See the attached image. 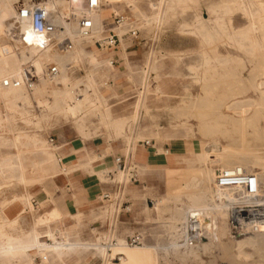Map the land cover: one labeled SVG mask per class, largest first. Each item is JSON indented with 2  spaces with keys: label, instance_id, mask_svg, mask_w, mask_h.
Wrapping results in <instances>:
<instances>
[{
  "label": "rangeland",
  "instance_id": "1",
  "mask_svg": "<svg viewBox=\"0 0 264 264\" xmlns=\"http://www.w3.org/2000/svg\"><path fill=\"white\" fill-rule=\"evenodd\" d=\"M226 1L181 0L176 6L177 8L168 11L167 17L163 19L164 21L162 20L158 23L154 21H151V23L138 22L139 18L131 14L123 2L122 4H115L113 9L106 6L105 3H101L100 6L103 5L101 8L104 11L102 13L104 14L105 27L102 33H105L108 28L111 29V27L115 26L112 23L113 12L125 13L126 17H128L127 20L132 21L133 24L137 26L135 36H130L127 33L122 34V43L119 41L118 44L112 48L94 45L92 41L85 43V47L92 48L101 55L105 54L106 56H110L109 58H113L114 61L112 66L117 67V69L119 68L116 76L104 74L99 77V80L104 83L100 89L103 100L105 99L103 102L104 110L96 109L87 117H80L73 120L57 114L55 112L56 110L52 108L47 113L39 116L38 121H34L32 114L28 111L26 112L24 110L23 113H20L22 111V106L20 107V104L16 103H18L21 97L18 95H0V113L2 114V112H5L2 114V123L0 122V156L2 157L15 155L16 150L10 143V138L11 136L13 137L19 134L29 141L39 140L48 144L50 148L55 149L54 153L57 157L60 156V151L56 143L71 138H80L82 141H85L96 137L98 139H107L111 144L122 143L121 146L126 145V150H128L127 147L133 150L134 158L136 143L146 138L149 140V143L155 144L156 147L153 148L155 153L165 155L164 157L170 159V166L151 169L149 166L142 164L140 167L141 171L136 168V179L127 183L124 187V192L127 194L125 196L128 197L130 201V209L128 212L120 213L119 217L115 219V223H113V234L116 237H123L124 234L136 230L140 232L143 231V241L141 244H130V247L127 244V248L133 252L134 258L137 259V256L140 254L141 258L138 264H168L166 261L175 260L178 250L179 252L185 250V248L177 247L178 249L175 250L176 253L174 254L164 251H160L157 254L149 249L146 244L155 243V239L161 244H168L171 240L167 232L166 222L169 220V217L176 212V209L180 210L179 208L182 209L187 203L189 204L191 198L188 196V193L191 189L187 188L186 185L198 182V188L202 193L205 192L207 196H211L210 202L212 203L223 201L222 199L229 197L227 195H232V193H230V191L232 192L230 185L229 187L227 185H219L215 180V167H226L229 166V163L233 165L237 160L235 164H243L242 166H244L246 170L254 172L259 182L258 185H260V189H255V191L258 190L257 193L264 199V162L262 163L264 157V143H261L264 139L263 141H261L262 138H260V140L259 138L254 140V137L252 138V136H249V138L251 137L252 139H249V141L253 143H249L248 147L250 148L247 150L248 153L246 152L247 155L241 158L237 154L238 150L235 151L234 148L227 144V139H229V133L227 131L234 125H230L227 121L228 119L224 117L226 115L232 116L233 114H238L231 112L227 108L232 97L236 99V97L256 96L255 86L260 75V78L264 80V73L261 74L260 69H257V65L258 67H264V61L261 60L262 64L260 66L257 61L261 59L259 57L261 52L250 51L241 44L237 32L246 25L244 24L245 19L236 12L234 0H232L233 3L231 0ZM225 2L226 4H224ZM254 2L258 4L261 11H264V0H254ZM136 3L143 13H149L150 8L148 6V0H137ZM212 10H217L216 18H213L209 24L207 23L208 26L206 28L195 30V15L198 14L203 17L202 19H207L213 16ZM231 15L232 18H230ZM230 19H232V21H230ZM227 28L231 33L227 32ZM237 29L239 30L236 32ZM233 35L234 38H230ZM262 43L264 44V40H262ZM227 45L230 46V49H228ZM118 49L123 53V56L119 55L117 52L111 54L112 50ZM262 51L264 52V47ZM10 53L11 50L0 48V56L9 58ZM146 59L150 60V67L144 66L147 61ZM256 62L258 64H256ZM86 66V62L83 61L78 64H68L66 67H59L60 73L57 77H55L54 80H48L46 82L52 83V87L49 89L40 88L39 86L45 83L37 81V83L28 90H37L40 91L41 94L35 96L30 94L25 97L30 100L42 99L44 100L42 104L48 106L54 105V102H52L54 99L49 94L43 93H47L45 92L47 90L70 91L77 85L73 82L80 79L82 75L89 71ZM143 68L145 70L148 69L149 72L148 84L146 87L143 85L140 86L142 84L141 76L144 71ZM40 69L41 67H38L36 71ZM158 75H160V78H157ZM245 79L247 80L244 81ZM156 86H158L160 90L156 91ZM252 86L254 89L251 88ZM9 88L13 89L11 86L6 87V89ZM240 90L245 91V94L235 95L241 93ZM16 92H18V90H16L15 93ZM200 99L205 102L203 103L204 105L201 104L202 102ZM11 100H16L15 106L12 109L9 108L10 110L4 108V101L12 103ZM136 102L138 104H136ZM198 103L200 104L199 106ZM6 105L9 107V105L13 104L6 103ZM256 106H259V101H257V104L253 107V110L249 109L250 111L248 110L245 115H255L254 110ZM48 108L49 107H46V110H48ZM14 110H16V113H11ZM31 110L33 113L36 112L34 107H31ZM14 114H16L15 117ZM20 114H23L21 118L25 120V123L21 121ZM218 115L220 117H218ZM220 118L226 123L223 122L221 124L222 120H220ZM27 122L32 123L28 124ZM256 124L263 126L264 121L259 120ZM235 127L240 129L239 126ZM246 127L245 129L247 131L252 132L253 127L250 125ZM211 129L221 130L222 132L211 133ZM47 136H52V144L47 142ZM239 136L243 137L240 133L238 137ZM173 140L179 141V153L171 152L173 149L171 142ZM213 141L220 142L221 152L214 157L205 158L198 156L206 153L201 143H206L205 145H208ZM200 145H202L201 149L197 151V147ZM226 147L228 151L224 149ZM250 153L253 154L255 160L252 159L253 156L250 155ZM258 154L261 157H259ZM25 155L30 156V160H32V153L27 151ZM257 156L259 158H257ZM133 158L129 157L128 162L135 164ZM26 168L30 170L28 165ZM30 176L32 180L24 184L15 181L4 184L0 183V199L8 197L13 193H26L32 204V209L25 208L19 213L17 223L12 228L8 229L13 233L29 229L33 219L47 210L46 204L40 202L39 198L47 195L46 197L49 198L52 203L56 204V200L51 198V193L56 187L53 181L54 178L48 176L40 182L43 176L36 177V174L33 173H31ZM114 176L119 178V176ZM33 177L39 178L40 180H33ZM99 178H102L101 175H99ZM12 179L13 177H10L9 180ZM45 189L49 190V192H45ZM222 191L223 193H221ZM225 191L229 192L226 193ZM9 201L11 200H5L3 206ZM35 201L36 203H34ZM143 203L146 208L142 207ZM224 203H226V199ZM178 204H180V206ZM95 211L96 212L92 213V216L90 215L88 217L83 212H80L77 220V228L70 232L73 234L71 239L79 238L81 240H91L99 244L100 240H105L106 237L109 236L108 234L110 231L105 230L103 217H109L108 221H112V206L103 207L100 208V210L97 207ZM95 215H98L96 218L101 220L102 225L97 228H90L89 234L82 235L84 227H91V225L87 226V223L91 221L92 218H95ZM74 219L75 218L72 217L68 222L65 220V223H73ZM1 223L7 224L2 222V219ZM50 226L58 227L60 230L64 227L62 225L60 226L58 222L50 223ZM95 231H97V233L94 234L93 232ZM227 231L231 236L242 237V233H238L240 231L235 232L229 229ZM91 233H93L92 236ZM243 234L248 235V233ZM55 235L59 236L57 233ZM41 238L45 239L43 236ZM228 238L229 237H224L223 240L229 241L227 240ZM45 241L51 240L47 238ZM139 247H143L140 253L135 249ZM260 247V244H257L251 248L253 249V251L251 250L253 260L258 258L255 250ZM246 249L250 250L249 248ZM188 250L189 249H186L185 251ZM216 250L217 249L211 251V253H201L199 255L201 264H225L220 258L218 259V254L215 255V253H217ZM80 251L85 252L79 255L77 261L67 264H99L100 261L103 263L102 256L98 254L95 249H91V251L94 252L93 254L86 252L88 250L84 249ZM107 254L106 259L109 257L107 260L111 261V264H123V259H127V251L122 249H109ZM118 256H121L122 259L118 260ZM252 259L250 260L252 261ZM34 261L38 263L40 257L35 255ZM217 261L220 262L218 263Z\"/></svg>",
  "mask_w": 264,
  "mask_h": 264
},
{
  "label": "bare ground",
  "instance_id": "2",
  "mask_svg": "<svg viewBox=\"0 0 264 264\" xmlns=\"http://www.w3.org/2000/svg\"><path fill=\"white\" fill-rule=\"evenodd\" d=\"M12 1L13 0H0V26L2 24V20L5 19L7 16H9L13 11ZM100 1L102 4L105 3L106 6H109L111 9H113L115 7V4H118V3L122 4V2H123V3H125L127 9H129V12L131 14H133L135 17L139 18L138 22H140V23H145V22L149 23L150 22L151 23V21L152 22L154 21V22L158 23L159 21L161 22L165 17H167L168 11H170L172 9L174 10L175 8H177L176 6L179 4V2L181 0H148V6L150 8L149 13H143L138 8V5L136 3L137 0H100ZM231 1H229V2H231ZM226 2L224 4H226ZM234 2H235L236 12H238L239 15L244 17V19H245L244 24H246L244 27H242L240 29L239 32H237L239 29L236 30L238 37L240 38L241 44L243 46H245V48H248L250 51H257L258 53L261 52L260 56H259L261 59L256 58V59H258L257 62H259L260 66H261L262 61H264V52L262 51V49L264 47V44L262 43V40H264V11L260 10V7L258 6L257 3L254 2V0H234ZM232 3H233V1H232ZM102 6H100L98 8V10L92 16V19L94 22V27H95L94 28V34L95 35H100L102 33V31H104V28H105L104 27V14L102 13L104 11L101 8ZM211 12H212L213 16L209 17L207 19H202L203 17L199 16L198 14L195 15V18H196L195 26H194L195 30H199L200 28L201 29L206 28L208 26L207 23L209 24L213 18H216L217 10H214V11L212 10ZM64 13H65V8L63 6L61 8V14H64ZM230 18H232V15ZM127 19H128V17H126V19L122 23H120L119 25H115V26L111 27V29L118 34L120 43H122L121 35L126 28V24L133 23L132 21H129ZM230 21H232V19H230ZM66 27H67V31H68L69 35L74 38V34H73L74 23L69 22L66 25ZM227 32L231 33V31H229L228 28H227ZM232 32H235V31H232ZM230 38H234V35ZM90 41H92V40L91 39L78 40L77 38H74L73 48L67 52H64V53L37 52L34 48H29V51L31 53L37 54L36 59L34 61L36 69L38 67H42L41 62L43 60H46V59L55 61L59 65V67H66L68 64L74 65V64H78L79 62H83V61L86 62V64H87L86 67H91V68H89L88 72H86L84 75H82V77L80 79H77V81H75V84H77V85H75V87L72 88L70 91H65V92L63 91L62 92L59 90H55V91H49L47 93H43V94H49L54 99L52 101V102H54V105L48 106V105L42 104V102L44 101L42 99L30 100V99L26 98L25 96H28L30 94H33L34 96L40 95L41 92L37 91V90H35V91L28 90V89H25L21 86H17V87L11 86L13 89H11V88L6 89V87H9V86H5V87L0 86V95L1 94L2 95H9V96L18 95L19 97H21L20 100L18 101V103H16V104H20V107L22 106V108H21L22 111L20 113H23L24 110L26 112L28 111L29 113L32 114L34 121H38L39 116L43 115L44 113H47L52 108L54 110H56L55 112L57 114L63 115L65 117H68L69 119H73V120L78 119L80 117H87L90 113H93L94 110H96V109L104 110L103 109L104 108L103 102L105 99L103 100V96L101 94L102 92L100 93V91H101L100 89L104 85V83H102L99 80V77L104 75V74L105 75H107V74L115 75V74L113 72L112 63H109V57L110 56H108V55L106 56L105 54L101 55L96 50H94L92 48L85 47V43L90 42ZM227 47H228V49H230L229 45H227ZM6 49H8V48H6ZM257 62H256V64H258ZM144 66L145 67L151 66L149 59L145 62ZM18 69H19V57L16 56L15 54H13L12 51L10 53L9 58L0 56V77L4 76V75H8V74H15ZM257 69L258 70L260 69L261 74L264 73V72H262V71H264V67H262V66L258 67V65H257ZM143 70L144 71H143V74L141 76L142 77L141 86L143 85L144 87H146L148 84V79H147L148 69L145 70L143 68ZM255 71H256V69H255ZM253 77H254V75H253ZM260 77H261V75H260ZM260 77H259V80H258L256 86H255V93L256 94L255 93L254 94L256 96H254V97H251V96L236 97L235 96L236 99H234V97H232V99L229 101V103L227 102L228 103V106H227L228 110H230L233 113H238L237 115L233 114L232 116H230V115L224 116V117H226V119H228L227 121H228V123H230V125L231 124L234 125L231 129H229V130L227 129L228 130L227 132L229 133V134L227 133L228 138H229V139H227V142H228L227 144H228V146L230 145L232 148H234L235 151L238 150L237 154L241 158L244 155L245 156L247 155V153H248L247 150L250 148V147H248V145L252 141H249V139H251V137L249 138V136H252V138L254 137V140L256 138H259V140H260V138H262L261 141H263V139H264V125L263 126L258 125L259 123L256 124L257 122H259V120L264 121V80H262ZM157 78H160V75H158ZM246 80L247 79H245L244 81H246ZM38 81L46 83L48 81V79L40 78ZM251 88H253V86ZM155 89H156V91L160 90L158 86H156ZM16 90H18V92L15 93ZM140 91H142V90H140ZM140 91H139V93H140ZM240 91H241V93L235 94V95L238 96L241 94H245V91H242V90H240ZM252 91H254V90H252ZM200 101L202 102L201 104L205 103L202 101V99H200ZM257 101H259V106L255 107L256 108L254 110L255 115H250V114L245 115L249 109L253 110V107L257 104ZM15 102H16V100L12 101V103H8L7 101H4V105H5L4 108H6L8 110L12 109L15 106ZM6 103L7 104H13V105H9V107H7ZM30 103H32V104H30ZM136 104H138V103L136 102ZM199 105L200 104L198 103V106ZM31 107L35 108V110H36L35 113L32 112ZM46 107H49L48 110H46ZM4 113L2 112V114H4ZM11 113H16V110H14ZM212 113H214V112H212ZM2 114L0 113V122L2 121L1 120ZM15 115L16 114H14V117H15ZM20 115H21L20 116V118H21L23 114H20ZM215 115H217V114H215ZM218 117H220V116L218 115ZM208 118L211 119L210 117H208ZM205 119H206V117H205ZM226 119H225V121H226ZM8 120H9V118H8ZM217 120H218V118H217ZM220 120H222L221 121V124H222L224 121L222 118H220ZM21 121H23L25 123V120H23V118H21ZM218 122H220V121H218ZM27 123L31 124L32 122H27ZM224 123H226V122H224ZM247 125H250L251 127H253L252 132L251 131L249 132L246 130ZM235 126H239L240 129H237L238 127L236 128ZM245 127H246V129H245ZM248 128H250V127H248ZM218 129H219V127H218ZM211 130H212L211 133H214V132L218 133L221 131V130H213V129H211ZM239 133L241 135H243V137H240V136L238 137ZM259 140H258V143H259ZM10 143L13 145L16 152H15V155L13 157H10L8 159H4V161L0 162V181H2V179H5L3 181H9L10 177H15L17 180L25 182L31 177L30 176L31 173L36 174V177H39V176L42 177L49 172L66 173L68 171V168L63 167L62 164L60 163L58 157L55 155V153H54L55 149L50 148V146L48 144L44 143L43 141H39V140L29 141L26 138H24V136L18 134L17 136H13V137L11 136ZM261 143H264V141ZM128 144H129V142H128ZM201 144H203V148L206 151V153L200 154L198 156H202L205 158L214 157L215 155H217L222 150L221 146L219 145L220 142H218V141H213L211 144L209 143L208 145H205L206 143L205 144L201 143ZM254 145H256V144H254ZM201 146L202 145L197 147V151L201 149ZM51 147H53V146H51ZM259 147H261V146H259ZM125 148H126V146H125ZM255 148H257V147H255ZM127 149H129V148L127 147ZM224 149H227V151H228L227 147ZM27 151L32 153V156H33L32 160H30V156L25 155V152H27ZM257 152H258V150H257ZM250 155L253 156L252 153H250ZM258 156L261 157L259 154H258ZM258 156H257V158H259ZM183 157H185V156H183ZM230 157H232V156H230ZM249 157H251V156H249ZM254 158L255 157L253 156L252 159L255 160ZM92 159H94V156L89 157V161L86 163V165L87 164L90 165L92 172L99 176V175H101L102 171L106 170V169L103 167L98 168V169L92 167V165H91ZM262 160L261 161L263 163L264 157ZM236 162H237V160H236ZM236 162H234V164ZM256 162H257V160H256ZM27 165L30 167V170H27V168H26ZM229 165H230V163H229ZM122 174L123 173L121 170H117L116 172H114V175L119 176V177ZM10 181H12V180H10ZM197 183L198 182L186 185L187 188L191 189V190H189V193H188V196H190V198H191V200L189 199L190 200L189 204L187 203V205L185 207H182V209L179 208L180 210H177L175 208L176 212L173 215H171V217H169V220L166 222L167 223L166 227L168 229L167 232L169 233V236L171 239L168 242V244H161L157 241V239H155V243L149 244V245L146 244V246H148L149 249H151L153 252H155L157 254L160 251L173 253V254L176 253L175 250H177L178 248H177V245L174 241L175 233H176L178 227L180 226V224L183 222L185 214L188 211V209H190L191 207H196V208L201 209V211L206 216L215 218L216 230L213 234H207L205 237L206 239L200 240L195 247L189 249L188 251H185L186 250L185 249L182 252H179V250H178V253H180V254H178V253L176 254L175 260H170V261L167 260L166 262H168V264H201V261H200L201 259H200L199 255L201 253H205V252L211 253V251H213L215 249H217L216 250L217 253H215V255L218 254L217 255L218 259L220 258V260L222 262H224L225 264H264V223L258 224L257 227L254 229H248V230H244L242 232L241 231L238 232V233H242V237H240V238L237 236L229 235L228 231H227L228 230L227 225H226L227 203H224V200L226 199V197H225V199H222L223 201H218L216 203H212V202H210L211 196L210 197H209V195L207 196V194L204 191H203L204 193H202L201 190L198 188L199 184H197ZM225 192L228 193L229 191L228 192L225 191ZM221 193H223V191ZM230 193H232V192L230 191ZM221 195H223V194H221ZM227 196H229L227 198L233 199L232 197L234 195L232 193V195H227ZM216 197H218V196H216ZM188 198H186V199H188ZM234 198L236 199V197H234ZM238 200L240 201L241 199L239 198ZM13 201L14 200H11V201L5 203L3 208L8 209V207H10L12 205ZM226 202H227V200H226ZM24 204L28 205V207L30 209H32L30 202H26ZM178 205L180 206V204H178ZM144 208H146V207L144 206ZM56 214L57 213H55V212L49 213L47 217L45 216V218L41 219L40 221L50 219L52 216H55ZM1 219H2V222L7 223V224H13L15 222L13 215L8 216L7 213H4L1 216ZM33 231H35V230H33ZM70 232H68L66 234L67 235L66 240H68L69 242L67 241L68 243H66L67 245H65L64 252H63V256L67 257L69 260L76 257L79 254V251L81 249H83L84 247H88V248L94 247V249L97 251V253L102 256L101 258H103V260H102L103 263L101 262L102 264H111V261L107 260L109 257L106 259L107 255H108L107 252L109 249H112V250L122 249V250L127 251V259H125V260L123 259V264H138L140 262L141 257H140L139 253H140V251L143 250V247L135 248V249H137V251H139V253H138L139 255L137 256V259L134 258L133 254H132L133 252L131 250H129V248H127V244H123V242H121L122 236L117 237L118 241H119L118 244L112 245L109 247V249L106 250L103 248V246L98 245L97 243H95L91 240L84 242L85 240L81 241V239H79V238L71 239L69 237ZM243 233H246V234L248 233V235H245ZM33 234L34 235H33L32 239L30 237V234H27L25 237L20 239V240H22L23 245H30L31 243L38 242V240L36 238V235H38V234H36L34 232H33ZM13 237L7 236V241H13V239H12ZM224 237H229L227 239L229 241H224L223 240ZM54 244H56V243H54ZM257 244H260L261 247L259 249L255 250V253L257 254L258 258L256 260L255 259L253 260L252 259L253 249H251V248ZM34 245H36V244H34ZM11 246H12V244H11ZM37 246H38V244H37ZM42 246H44V244ZM30 247H32V245L29 247H26V248L23 247L21 250L22 256H24L28 259V264H32L31 256L29 255V253L32 250V248H30ZM15 248H17V247H15ZM18 248H19V246H18ZM246 248H249L250 250H248ZM45 249L46 248H44V251H45ZM1 250H3V247ZM52 251L54 252V253L53 252L52 253L57 255V256L62 255L61 251L57 252V250L55 248H53ZM46 253H44V254H46ZM117 259L118 260L122 259V257L118 256ZM250 259H252L253 262ZM60 260H61V257H60ZM210 261H212V260H210Z\"/></svg>",
  "mask_w": 264,
  "mask_h": 264
},
{
  "label": "built area",
  "instance_id": "3",
  "mask_svg": "<svg viewBox=\"0 0 264 264\" xmlns=\"http://www.w3.org/2000/svg\"><path fill=\"white\" fill-rule=\"evenodd\" d=\"M100 5V0H13V11L2 20L0 26V48H8L19 57V69L15 74L1 76L0 86H21L31 89L40 78L53 80L57 77L60 73L59 65L49 59L43 60L41 69L36 71L34 61L37 54L31 53L29 48H34L37 52L64 53L73 48L74 38L78 40L91 39L94 45L107 48L117 45L118 34L109 28L105 33L94 34L95 27L92 16ZM63 6L65 13L61 14ZM125 19L126 15L123 12H113L112 14L114 25H119ZM69 22L74 23V38L67 31L66 25ZM136 32L137 26L128 23L122 34L127 33L130 36H135ZM113 61V58H109V63H113ZM140 141L144 144L149 143L146 138ZM47 142L53 143L52 136H47ZM127 156V153L126 155H114V168L103 170L101 173L102 180L109 183L111 187L103 190L100 197L105 200V203L113 201L112 208H117L118 212L129 210V203L125 198L123 188L127 183L134 181L137 175L136 166L134 163L128 162ZM58 159L60 158L58 157ZM117 169L123 173L119 178L114 176ZM214 170V178L217 183L228 187L230 185L234 195L233 199L226 198L228 229L238 232L254 229L258 224L264 223V199L257 193L260 185H258L259 182L254 172L246 170L239 164L215 167ZM255 189H258L257 192ZM107 206H112V203ZM112 221H107L109 236L105 240H100L98 244L106 250L119 243L118 238L113 234ZM215 230V218L206 216L199 208L191 207L178 227L174 241L178 248L191 249L200 240L205 239L207 234H213ZM142 241V232L136 230L125 234L121 242L135 245L141 244Z\"/></svg>",
  "mask_w": 264,
  "mask_h": 264
},
{
  "label": "crops",
  "instance_id": "4",
  "mask_svg": "<svg viewBox=\"0 0 264 264\" xmlns=\"http://www.w3.org/2000/svg\"><path fill=\"white\" fill-rule=\"evenodd\" d=\"M114 52H117L119 55L123 56V53L119 49L112 50L111 54ZM89 68L91 67H88V69ZM113 68H114V74L116 76L119 68L118 69L117 67H113ZM73 83H75V81ZM52 86H53L52 83H45L39 87L49 89ZM49 91L47 90L45 92H49ZM171 143H172L171 145L173 146L171 152L179 153V141L177 142L176 140H173ZM121 144L122 143L111 144L107 139H102V138L98 139L96 137H93L90 140H85V141H82V139L80 138H71L56 143L60 151L59 161L63 167L68 168V171L66 173L49 172L46 175H44L41 180L39 178L33 177V180H40V182H42V180H44L48 176L54 178L53 181L56 187L53 189L51 193V198L56 200V204L52 203L50 199L46 197L47 195H44L43 197L39 198L40 202L42 203L44 202L46 204L45 206L47 207V210H45L42 214L37 215L33 219V222L29 227V229L25 231H20L18 233H13L10 232L8 229L12 228L17 223L19 218V213H21L25 208L30 209L28 205L24 204L26 202H30L29 196L26 195V193H13L8 197H3L0 199V217L4 213H7L9 216L13 215V218L15 220L13 224H3L1 223V219H0V264H28V259L22 256L21 250L23 247L26 248L31 245L32 247L30 248H32V250L29 253V255L31 256L32 264L36 263L34 261L35 255H38L40 257V261L36 264H67L69 262L77 261L79 259V255L85 251L83 252L79 251V254L70 260L67 257L63 256V252L65 245H67L66 243L69 242L68 240H66L67 238L66 234L77 228V220L80 212H83L88 217L90 215L92 216L93 215L92 213L96 212L95 210L97 209V207L100 210V208L107 206L109 203H112V207L114 206L113 201L105 203V200L100 197V193L103 190H107L111 187L110 184L102 180V178L100 179L98 175L94 174L92 172L91 166L88 164L86 165V163L89 161V157L94 156V159H92L91 161L92 167L96 169L102 167L105 169L107 168L112 169L114 167V162H113L114 155L117 154L126 155V153L128 152L127 158L129 157L133 158V150L132 149L126 150L125 148L126 145L121 146ZM155 147L156 146L155 144L153 145V143H148V144H144L142 142L136 143L133 159L135 160L134 165L138 170L141 171L140 167L142 166V164L149 166L151 169L155 167H165L171 165L170 159L164 157L165 155H160L159 153L157 154L153 151V148ZM10 157L13 156H6V157L0 156V162ZM3 180L5 179H2V181H0L1 184L9 183L10 181V180L9 181H3ZM30 180H32V178H29L25 182L17 180L15 177H13L12 179V181L19 182L21 184L27 183ZM45 192L48 193L49 190L45 189ZM123 192H124V188H123ZM125 195L127 194L125 193ZM125 198L127 199L130 205L129 198L126 196ZM5 200H14L12 205L8 207V209L2 207L3 202ZM34 203H36V201ZM144 205L145 204L143 203V207ZM117 210H118L117 208L114 209L112 208L113 223H115L114 221L116 218L119 217L120 213L122 212L125 213L129 211V210L128 211L120 210L118 212ZM53 212L57 214L55 216H52L50 219L40 221L41 219L45 218V216L47 217L49 213H53ZM97 216L98 215H95V218H92V220L87 223V226L91 225V227L89 228L82 227L83 228L82 235L89 234L90 228L91 229L97 228L102 225L101 220L96 218ZM72 217L75 218L73 223H65V220L68 222V220L70 218L72 219ZM108 218L105 216L103 217V225L105 226V230H109L108 223H106L108 221ZM56 222L60 223V226L61 225L64 226L63 229L60 230L58 227L50 226V223H56ZM112 229L114 228L112 227ZM33 230H35L36 232ZM97 231L93 233L95 234L97 233ZM33 232L38 234L36 235L38 242L31 243L30 245H23V242L20 239L25 237L27 234H30V237L32 239L34 235ZM56 233L59 234V236L55 235ZM93 233H91V236L93 235ZM72 235L73 234L70 233L69 237L71 238ZM7 236L10 237L14 236L15 238L14 237L12 238L13 241H7ZM42 236L45 237V239L49 238L51 241H45V239L41 238ZM87 241L90 240H85L84 242ZM43 244L44 246H42ZM2 247L3 250H1ZM13 247L14 248L17 247V248L14 249ZM44 248H46L45 251ZM53 248H55L57 252L61 251L62 255L57 256L53 254L54 253L52 251ZM83 249L88 250L86 252H90L91 254H93V251H91V249H94V247H89V248L84 247ZM44 253H46L47 255Z\"/></svg>",
  "mask_w": 264,
  "mask_h": 264
}]
</instances>
